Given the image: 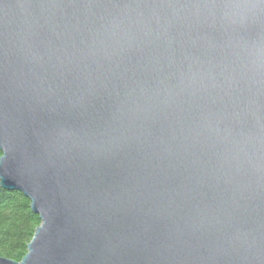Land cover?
Listing matches in <instances>:
<instances>
[{"label":"water","instance_id":"95a60500","mask_svg":"<svg viewBox=\"0 0 264 264\" xmlns=\"http://www.w3.org/2000/svg\"><path fill=\"white\" fill-rule=\"evenodd\" d=\"M0 151V264H264V0H0Z\"/></svg>","mask_w":264,"mask_h":264},{"label":"trees","instance_id":"16d2710c","mask_svg":"<svg viewBox=\"0 0 264 264\" xmlns=\"http://www.w3.org/2000/svg\"><path fill=\"white\" fill-rule=\"evenodd\" d=\"M40 225L39 216L23 193L0 186V257L20 262Z\"/></svg>","mask_w":264,"mask_h":264}]
</instances>
